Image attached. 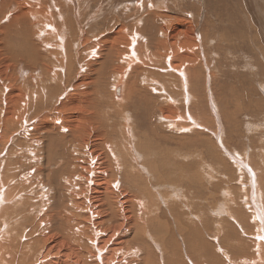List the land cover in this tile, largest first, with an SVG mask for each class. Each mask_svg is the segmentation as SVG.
<instances>
[{
	"label": "rangeland",
	"instance_id": "374dc122",
	"mask_svg": "<svg viewBox=\"0 0 264 264\" xmlns=\"http://www.w3.org/2000/svg\"><path fill=\"white\" fill-rule=\"evenodd\" d=\"M79 1L82 5L79 10L76 11V14L77 16L79 14L81 15H79L81 25L85 22L82 25L84 28L83 31L85 32L86 30V32H88L86 36L98 33L99 38L98 34H94V37L98 40L104 39L103 36H105V34L108 35V31L109 33L114 32L117 25L127 22H132V24H134V20L142 18L141 21L145 24L143 25L141 22L140 26L146 27L145 34L152 40L153 37H160L159 39H164V36L162 34H158V31L166 25V21H170L167 22V25L169 23L171 25L173 24V26L181 24L182 31L188 26H192V29L196 28L200 36V40L202 41L201 43L204 42L201 44L197 43L195 40L196 43L200 44L203 49V52L201 53L202 61L196 60L193 65V67H195H192L193 69L188 68L191 72L187 71L189 74V76L187 74V86L190 79L192 77L194 78L191 79L192 83H190L189 87L186 88V90L189 91L188 95L191 94L188 99H186L185 95H183L184 89H181V86L178 85L179 76L177 79L171 75L172 73H170V70L168 71L167 68L164 69L165 71L160 70L163 65H152L154 67L151 68V71L147 72L145 75L142 73L137 75L138 77L135 83L139 87V92H137V94L139 96L144 95L147 98L148 103L144 99L142 100V96L139 98V96L135 93L133 99L138 100L139 103L137 101V103L135 102L133 105L129 103L128 110L126 111H128V113L130 112V123L133 124L135 129L133 135L137 138L136 141L141 143H139V145H142L137 147V151L141 154V160L138 162L142 164L146 163V166L150 169L149 173H151V175L149 176L145 174V170H141L139 167L135 166V169L139 168L141 171L139 169L138 170L142 174L138 175L139 172L132 170V178L133 176L136 177V183H138L135 185L136 187L132 186L134 185L131 183L132 178L127 181V177L121 172L122 174L119 176L124 185L122 183L120 188L122 187L124 191H129L131 195L133 194L138 197H142L140 194L141 189L147 187L151 195H159L157 196L156 201L154 200L152 204L154 214L152 215L155 218V220L153 218L155 223L151 228V232H149L150 234H148L155 240H150L147 236L143 237V235L140 234L139 241L136 242L139 244L135 243V245L138 246L130 245L128 247V244H124V248H130V250L132 249V251H135L137 261H142L146 258L145 260L149 264H247L246 262L242 261V263H240L239 261L241 259H250L252 256L256 258L257 249H260L261 247L256 243L258 241L263 243V239L261 240L258 237V235H262V230L260 229L261 224L255 219L256 213L249 200L251 199V194L255 193L254 196H259V201L264 208V0ZM84 1H88L89 3L87 4ZM138 2L141 4H147L150 2L152 4L154 3L153 7H155V5L157 6L155 8L149 7L150 5L147 6L144 13V9H140V6L137 5ZM83 4L87 6L86 9L83 7ZM158 5L161 10L157 9ZM133 7H136L140 11L138 12V10H135ZM83 9L85 12H83ZM154 10L155 13L161 11L164 14L166 12L163 17L164 20L161 16L156 17L154 15H150V12H153ZM0 13L3 14L4 12L1 11ZM166 15L169 17V20L165 19ZM179 19L182 20L183 25ZM1 25L2 24H0V26ZM204 35L207 36L205 37ZM106 44L107 43H105L102 48H104ZM154 45L155 44H151L149 46L150 48H153ZM0 46V52L2 51L0 54H5V51L7 52V48L6 44H4L2 40L0 41ZM73 51L76 52L77 50L75 49ZM112 55L113 52L111 51L110 58ZM197 55L199 56V54ZM1 57L5 59V63L11 66L9 69L10 72L12 70L11 73L15 72L19 77V82H17L18 85L14 87L13 91L9 90V94L5 88L13 82L14 78L12 74L6 73L5 66L4 69H0V126H3L2 130L0 129V137L3 136V140L0 138V148L3 144L8 146L6 153L3 152L2 155L0 153V164L3 162V165L1 164L2 168L0 169V173L3 174L2 178H5V174L6 176L8 174L7 170H5L7 168H4L6 163H13L14 165H11L13 168L15 167L14 175H16V173H25L26 175L21 177L24 178L23 181L28 180L30 176V185L28 188H33L30 196V200L32 202L37 203V200L40 198V194L46 191L48 192H46L47 198L50 199L52 197L53 201L54 199L60 200L64 189H60L59 186L60 183L62 184L64 181L63 179L69 178L67 175L68 173L69 175L71 174V168H73L75 162L73 158L83 160L85 157H81V155H78L76 152L72 153L74 148L73 145L76 141L71 140L69 138L70 135H68L67 138L61 134L56 135L55 133L52 135L49 133L48 137H46L45 135L47 134L43 133L36 136L37 140L39 139L40 141L38 151L37 147L34 146L36 153L32 154V152H29L31 156H27L30 160L37 159L39 156V159L37 160H39L40 165L38 162L33 164L31 161L29 162L28 160L21 159L20 149L23 146L26 148V144H23L21 148H18L17 145H22V143H26L27 140H25L26 138L25 136L23 137L22 131L20 130L24 124H16L18 118L16 109L18 108L17 106L21 105L20 101L22 96L20 93L17 94V89L23 88L22 90L25 91V100L30 102V107L43 110L41 103H46V99L50 101L55 100L53 105H56V100L59 94L57 95L58 92L55 94L54 91V96H50V92L47 94V98H45L46 95H43L42 88L46 86V88L49 89L52 87L55 88V85H57L58 82L62 83L64 78H66V80L69 79L71 84L70 86H75L79 84L80 79H83L86 85L80 88H84V90L81 89V91L88 94L87 97H83L87 99L86 102H83V104L87 106L86 109H88L91 100L93 99L92 102L94 101V95L92 94V91H85V89L86 86L98 82L99 80L96 79L98 76H101L102 74V87L104 86V90L108 89L106 91V95H110V93H112V91H109L108 86L114 85L111 98L113 97L116 100H119L120 96L118 97L116 95L115 87L117 85L121 86L122 83L117 79H111L109 71H107L108 67H104L101 71L99 70L95 77H93L95 73L90 74L92 77L90 80L91 77L89 74L87 78H81L82 76L78 77L76 73H73V71L75 72L79 66V63H73L71 66H66L68 70L70 68V71L66 70L67 72L63 73L64 69H60V73L58 74V70V78L55 77L57 80L53 81L51 74L56 72V70L51 69V74L48 76H42L41 70H39V67L35 64L34 67L22 62V66L19 67V63L14 64L15 61L12 62L13 60L8 56ZM105 57L106 58L103 62L106 65L108 60L107 53ZM6 59H8V61ZM182 60L187 61L191 59ZM37 65L40 66L41 63H38ZM99 65L100 64L98 62L96 67L99 68ZM153 68H157V70ZM13 69L15 70L14 72ZM150 73L152 75H150ZM36 75L39 76L38 79H42V84H40L41 82L36 79L37 86H35L34 81L35 77H37ZM69 75H71V78ZM181 75L183 76V73ZM24 76H27V80ZM31 77H34V79H31ZM29 78L31 80H29ZM43 79L47 80V84L44 83L45 81ZM90 82L92 83L90 84ZM151 82L153 84H151ZM25 84L29 86L27 87ZM194 86H196V88ZM181 90H183V92H181ZM60 91L61 89L59 92ZM77 94L80 95L79 93H76L75 95ZM36 96H38L39 99ZM193 98H195V100ZM9 99L11 103H9ZM173 101L174 103H171ZM93 103L95 104H90L89 106V108L92 107V111H94V107L96 109L98 108L97 110L102 112V114H106L105 111L108 110L106 106L109 107L106 104L108 103L100 102V104H98L96 101ZM95 112H97V114L99 113L98 111ZM173 112L179 115L182 119H184V117L186 119L187 115L192 116L196 121V127L191 126L189 128V125H186L188 124L187 122L185 125L188 129L186 131L184 130V132H182L183 130L177 132L176 130L174 131L168 129L162 119V116L160 115H164L165 113L171 115ZM66 115L70 116L68 113ZM107 116L109 117L108 120L110 123L112 121L111 124L107 122V118H105L106 121L104 122L97 120L95 117L92 118L98 126L101 124L103 127L105 125V127L108 128L107 135H105L104 140L112 137L114 144L116 143V140H125L123 135H119L122 130L119 129L120 122L117 121L119 118L113 119L111 118L112 116L108 114ZM11 120H13L14 123H12ZM26 123L29 125L32 124L31 119L26 121ZM74 123L75 122H73V124ZM84 124L88 125L89 123H82V126L88 129L89 125L87 126ZM56 130L58 131L57 128ZM25 132L34 134V131L31 129H28ZM125 133L127 134V131H125ZM7 136L12 138L13 143H9L8 139L6 140ZM58 136H60V138ZM117 136L118 139H116ZM47 138H49V140L53 138L51 140L54 142L56 141V152H53L52 156L54 157L53 159L56 163H61L63 161L64 163L62 166H59L60 164L53 163L52 159L49 160L50 152H48L45 148L49 142ZM98 138H101V136ZM65 142H67V144ZM134 143L137 145V142ZM118 144L119 142L117 145ZM100 147V157L102 158L104 157L102 152L105 151H102L103 146ZM120 150L122 152V147H120ZM72 155L73 158H71ZM43 156L46 158L44 159ZM233 158H237L240 162L244 163L243 171L240 172L239 169L237 170V167L233 164ZM130 159L131 157L127 158V161L131 162ZM31 163L33 164L32 168L29 167V164ZM56 165L58 166L56 171H52V173L56 174V176L52 175V173L47 174L48 170H51L52 166ZM66 167H68L67 170ZM36 168H41L43 171L39 172L38 175L34 174L33 172L36 171ZM10 169L13 170L12 168ZM153 169L155 170V173L153 172ZM26 171L29 172L26 173ZM251 174H253V179H251ZM73 179L77 184L83 182L77 178ZM251 181H254L256 184H252ZM244 187H247V190L244 191ZM250 187L252 188V191L250 190ZM74 188L76 189L75 186ZM226 191H231V201L227 200L226 196H224ZM175 195H177V197ZM160 196L163 198L158 200ZM34 198H36V201ZM163 199L165 204L161 203L163 202ZM158 201L161 205L158 204ZM58 202L59 201L56 202V204L59 205L58 207L62 206V203L59 202V204ZM247 202L251 208H249ZM29 208V205L28 210L25 207L23 209H19L17 207V209L13 208V211L24 210L27 212L29 211ZM58 210H60V208ZM220 210L222 211L220 212ZM156 215L158 218L157 226ZM262 220L264 222V212L262 213ZM2 228L1 224L0 243H3L2 240L5 237V232H1ZM154 234L156 237H153ZM128 235L129 237H126L124 240L126 241L128 239L131 244H134L135 241H133V232ZM136 235L139 236L138 234ZM156 242H158V244ZM204 248L206 249V252L204 251ZM3 250H6L5 247L0 246V257L3 258L0 259V262L8 260L5 253L2 255V252H4ZM124 251L123 253L125 254L126 251ZM226 256H228V258H226ZM258 262L256 261V264H258Z\"/></svg>",
	"mask_w": 264,
	"mask_h": 264
},
{
	"label": "bare ground",
	"instance_id": "6f19581e",
	"mask_svg": "<svg viewBox=\"0 0 264 264\" xmlns=\"http://www.w3.org/2000/svg\"><path fill=\"white\" fill-rule=\"evenodd\" d=\"M86 3L88 4L89 2L87 1ZM148 3L141 4L138 2L137 5L140 6V9L142 10L144 9V13H145L146 10L145 8L149 5H150L149 7H153L154 4L150 2ZM81 5L82 4L80 3L79 0H0V12L1 11L4 12L3 14L0 13V24H2L0 26V41L2 40L4 44H6V48H7V52L5 51V54H0V64H1L0 69H4L5 66L6 73L12 74L14 78L13 82L5 88L7 89L8 92L9 90L13 91L14 87L18 85L17 82H19V77L16 75L17 73L14 72L15 71L14 69H13L14 73H11L12 70L10 72L9 69L11 68V66L5 63L6 62L5 59L1 56H8L13 60L12 62L15 61L14 64L19 63V67L22 66V62L32 65L34 67L36 65L39 67V70H41L42 76H48L49 74H51L52 73L51 69L56 70V72H53L51 74L52 75L51 78L53 81L57 80L58 78L57 75L60 73V69H64L63 71L64 73L70 71V68L69 70L67 69L68 66L73 65V63H77V64L79 63V66L77 65L78 67L76 71L75 72L73 71V73H76L78 77L82 76L81 78H85V77L87 78L88 74L90 76V74H94V73L95 75L93 77H95L99 70L101 71L102 69H104V67H108L107 71H109L110 75L107 73V71L106 73L111 77V79L112 78L113 80L117 79L119 82L122 83L121 86L117 84H116L117 86L115 85L116 86L115 93L118 97L120 96L119 100H116L113 97H112L113 99L111 98L114 85L108 86L109 91L110 92L112 91V93L109 92L110 95L109 94L106 95L107 94L106 91L108 89L104 90L103 88L104 86L102 87V81H101L102 74L101 76H98L96 78L99 80L98 82H95L93 84H91L92 82H90L91 85L86 86L85 91L86 90L92 91V94L94 95L93 98L94 101H96V103L98 104H100V102L108 103L106 104L109 106V107L106 106L108 110L105 111L106 114L103 113L105 117L102 114V112H99V110H97L98 108L96 109L93 107L94 111H92V107L89 108L90 104L93 105L95 104L93 103L94 101L92 102L93 99L91 100L88 109H86L87 106L83 104V102H86L87 100L83 97L84 96L87 97L88 95L86 92L81 91L82 88H80L86 85L83 79H80L79 84L75 86L73 85L70 86L71 85L70 81L69 79L66 80V78H64L63 80L61 79L62 83L58 82V84L55 85V88L53 87L50 89L46 88L47 86L44 84L46 87L42 88V92L44 96L46 95L45 98H47V94L50 92H51L50 96H54V91L55 94L56 92H58L57 95L58 94L59 95L56 100L57 106L53 105V102H55V100L50 101L46 99L47 101L46 103L43 102L41 103L43 110L34 109L30 107V102L28 100H25V96H24L25 91L22 90L23 88L17 89L18 90L17 94L20 93L22 96L20 101L21 105L17 106L18 108L16 109L17 117H18L16 124L17 123L24 124L22 125L20 130L22 131L23 137L25 136L26 138L25 140H27L26 143L23 142L22 145L20 144L17 145L18 148H21L23 144H26V148L23 146L20 149L21 151L20 158L24 160H28L29 162L31 161L33 162V164L37 162L39 164V160H37L39 159V156L37 157V159H33V160L28 159V157L31 156L29 152H32V154L36 153L35 147H37V151H38V146L40 144V141L39 139L37 140L36 136H39L40 134L43 133L47 134L45 135L46 137H48L49 133L52 135H54L55 133L56 135L61 134L66 137L70 135L69 138L71 140L76 141V143L73 145L74 148L72 150V153L76 152L78 155H81V157L83 156V158L84 157L85 158L82 160V159L73 158V155L71 156V158H73L75 162L73 168H71L72 169L71 174L69 175L68 173L67 175L69 176V178L63 179L64 181L62 182V184L60 183L59 188L64 189V192L61 194L62 198H60V200L54 199L53 201L52 197L50 199L47 198L46 195L47 191H46L40 194V198L39 199L37 198L38 199L37 203L32 202L30 200V196L32 194V189H33L31 187L28 188L30 185V176L28 180L23 181L24 178L21 177L26 174L16 173V175H14L15 167L13 168L11 165L13 163L10 162L6 163L5 165L6 167L4 166V168H7L5 169L8 172L7 176L5 174V178H2L3 174L0 173L1 176L0 225L2 224L3 227L1 232H5V237L2 240L3 243H0V246L5 247L6 250H3L4 252H2V255L3 253H5L8 257L7 258L8 260L5 262L2 261L0 262V264H149L145 260L146 258L142 261L138 260L139 261L138 262L136 259L135 251H132V249L130 250V248H124V244H128V247L130 245H135V243L139 241L140 234L143 235V237L147 236L150 240H155L152 239L151 235L149 236L148 234H150L149 232H151V228L155 223L152 204L154 200L156 201V198L159 195L158 193H156L158 195H154V196L151 195L147 187L141 189L140 194L142 195V197H138L137 195H133V194L131 195L129 191L127 190L124 191L122 187H121L122 189L120 188L123 182L120 180L119 175L122 173L124 176L127 177L126 178L127 181H129L130 178H132L133 171L139 172L140 169L145 170L147 172V173L145 172V174L149 176L151 175V173H149L150 169H148L146 163L142 164L138 162L141 160L140 159L141 154H139V152L137 151L138 150L137 147L142 145H139L140 142L136 141L137 138L135 137V135H133L135 129L133 127V124L130 123L131 122V119L129 117L130 112L128 113V111L126 110H128L129 103H131L132 105L135 104L136 101L139 103L138 100L133 99L134 94L135 93L137 94V92H139L138 89L139 87L135 84L138 77L137 75L139 73L145 75L147 72L151 71L152 67H154L152 65H156V64H160L163 66L165 65L164 68L162 66L160 70L165 71L164 69L167 68L168 71L170 70V73H172L171 75H173L176 78L179 76V79L177 78L178 85L181 86V89H184L183 95H185V98L188 99L191 94L188 95L189 91L186 90V88L189 87L190 83H192L191 79L194 78L193 77L191 79L189 78L190 82L188 83L187 86V79L189 76L187 71H189V69L193 67L194 62L196 60L202 61L201 53L203 52L202 51L203 49L201 48L200 44H197V43H201L202 41L200 40V36L196 28L192 29V26H188L185 30L182 31L181 24L177 26L176 25L173 26V24L171 25L169 23L167 25V22L170 21H166L165 22L166 25L163 27L160 26L162 28H160L161 30L158 31V34H162L164 36L163 37L164 39H159L160 37L158 38L153 37L152 40L150 39L149 36H146L145 34L146 27L140 26L142 22L141 21L142 18L141 19L137 18V20H134L135 22L134 24H132V22L128 23L127 21H126L127 23H122L121 25L119 24L120 26L117 25V28H115L114 32L109 33L108 31V35H106L105 32L104 33L105 36H103L104 39L98 40L97 38L94 37L95 36L94 34H98V33H94L93 35L90 34V36H86L88 32H86V30L85 32L83 31L84 28L82 27V25L85 22L81 25L80 23L81 19L79 20V17L81 16L79 13L81 10L79 11V13L77 12L80 16L79 15L77 16L76 14V11L79 10ZM85 5L83 7H85L86 9L88 5L87 6ZM156 6L157 5H155V7ZM133 8L135 10H138L136 7ZM157 9L161 10L159 9V5ZM139 11L140 10H138V12ZM83 12H85L84 9ZM164 14L161 11L155 13V10L153 12H150V15H154L156 17L161 16L162 18L164 17ZM133 16H129V17H133ZM168 18L169 17L166 15L165 19L167 20ZM180 22L183 25L182 20H180ZM142 23L143 25L145 24L144 22ZM98 38H99V34H98ZM195 40L197 41V43ZM105 43H107L105 45L106 47L104 46V48H102ZM151 44H155L153 48H150L149 45ZM75 49L77 50L76 52L73 51ZM111 51L113 52V55L110 58ZM106 53L109 60V61L107 60V64H106L107 66L103 62L106 58L105 57ZM197 54H199V56ZM182 59H191V60L183 61ZM6 60L8 61V59ZM98 62L100 64L99 68L96 67V65H98ZM38 63H41V65L40 66L37 65ZM153 69L157 70V68H153ZM58 70L59 72L57 74ZM182 73L183 76L181 75ZM150 75L152 74L150 73ZM70 76L71 75H69V77ZM24 77L26 79L27 76ZM38 78L39 76L35 77V79L34 77H31V79H34L35 81V86H37L36 85L37 80L41 82L40 84H42V79L40 80ZM31 79L29 78V80ZM91 79L92 77L90 78V80ZM44 81H45L44 83L47 84V80ZM152 82L151 84H153ZM194 87L196 88V86ZM60 89L61 91L59 92ZM82 90H84V88ZM181 92H183V90H181ZM76 93H79L80 95L78 94L75 95ZM141 96H142V100L144 99L145 101H147V98L144 95ZM141 96H139V98ZM36 97L39 99L38 96ZM193 99L195 100V98ZM8 101H10V99ZM9 103H11V101ZM171 103H174V101ZM95 111H98L99 113L97 114V112ZM67 113L70 116H67L66 115ZM107 114L111 115L112 117L111 116L110 117L113 119L119 118V120H117L118 122H120L119 129H122L119 135H123L125 140L122 141L116 140L115 144L112 141V137L111 138L109 137V139L104 140L105 135H107L108 128H106L104 125V127L106 128L105 129L101 124L99 125L100 126L99 127L98 124L94 122V120H92V118L95 117L97 120L104 122L106 121L105 118H107V120L109 118ZM160 116H162V119L165 122L168 129L174 131L176 130L177 132H180V130H183L182 132H184V130L186 131L188 129L186 125H189V128L191 126L196 127V121L190 115H187L186 119L185 117L184 119H182L175 112L171 113V115L165 113L164 115H160ZM30 119L32 124L29 125L26 123V121ZM11 122L14 123L13 120H11ZM73 122L75 123L73 124ZM84 122L89 123L88 129L82 126V123ZM107 122L110 123L109 120ZM187 122L188 124H186ZM2 127L3 126H0L1 130ZM56 128L58 129V131L56 130ZM28 129L34 131V134H29L28 132H25ZM125 131H127V134L125 133ZM100 136L101 138H98ZM58 137L60 138V136ZM0 138L1 140H3V136H1ZM7 139L9 143H13L12 138L7 136L6 140ZM51 139L49 140V138H47L49 142L45 147L47 151L50 152L49 160L52 159L53 163L60 164L59 166H62L64 163L63 161L61 163H56L55 160L53 159L54 158L52 156L53 152H56L55 150L56 141L54 142ZM116 139H118V136ZM118 142H119L118 145L122 147L124 151L122 150L121 152L120 147L117 145ZM134 142H137V145ZM65 143L67 144V142ZM3 145H1L0 148L1 155L3 154V152L6 153L8 149V146H6V144ZM100 146H103L102 151H105L102 152L104 156L102 157L103 159L100 157L101 155ZM45 156H43L44 159L46 158ZM130 157H131L130 159L131 162H128L127 158ZM232 161L233 164L237 167V170L239 169L240 172L243 171L244 163L240 162L237 158H233ZM1 164H0V169L2 168ZM33 164L32 163L29 164V167L32 168ZM135 166L139 167L140 169L139 168L135 169ZM57 167H58L57 165L52 166L53 170L50 168L51 170H48L47 174L52 173V171L54 170L56 171ZM10 168H12L13 170H11ZM67 169L68 167H66V170ZM35 170L36 171L33 173L37 175L39 172L43 171L41 168H36ZM27 172L29 171H26V173ZM153 172L155 173L154 169ZM52 175L56 176V174L53 173ZM138 175H142L141 172H139ZM252 176L253 174H251V179H253ZM73 178H77L79 180H82L83 182L77 184L76 182H74ZM131 183L134 184L132 186L136 187L135 185L138 184L136 183V177L133 176ZM251 183L254 185L256 184L254 183V181H251ZM74 186L76 187V189L74 188ZM42 188L44 189V187ZM246 188L244 187V191L247 190ZM250 190L252 191L251 187ZM230 192L226 191L225 192L226 195L224 194V196H226V199L229 201H231ZM254 194L253 193L251 194V199L249 201L253 206L252 208L255 210L256 213L255 219L258 221V223L261 224L260 229L262 230V235H258V237L261 240L263 239L262 241L263 243H260L261 241H258L256 243L257 245L261 246L260 249H257L256 258L251 255L252 257L251 258L249 257L250 259H245V260L241 259L239 262L242 263L243 261L246 262L247 264H256V261L257 262L259 261L258 264H264V222L262 220V213L264 212V208L262 207L259 201V196L256 195L255 197ZM175 196L177 197V195ZM161 198L163 197L160 196L158 200ZM34 200L36 201V198H34ZM57 201L62 203V206L58 207L59 205L56 204ZM162 201L163 202L161 203L165 204L164 199ZM158 204L161 205L159 201ZM28 205L30 206V208L29 211L27 212L24 210L13 211V208L17 209V207L19 209H23L25 207L28 210ZM247 205L249 206L248 202ZM59 208L60 210H58ZM249 208L251 207L249 206ZM221 211L222 210H220V212ZM31 215L32 216L36 215V216L32 217ZM157 219L158 218L156 215V220ZM157 224H158V220L156 226ZM131 232H133L134 234L133 235L134 238L133 241H135L134 244H131L130 241H128V239L126 241L124 240L126 237L127 238L129 237L128 234ZM136 234H138L139 236H137ZM153 237H156V235L154 234ZM156 243L158 244V242ZM205 248L204 251L206 250ZM124 250L126 251L125 254L123 253ZM226 258H228V256H226ZM0 259L3 258L0 257Z\"/></svg>",
	"mask_w": 264,
	"mask_h": 264
}]
</instances>
